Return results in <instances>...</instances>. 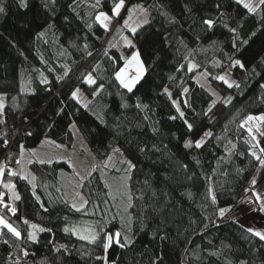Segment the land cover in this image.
I'll return each instance as SVG.
<instances>
[{"label":"trees","instance_id":"trees-1","mask_svg":"<svg viewBox=\"0 0 264 264\" xmlns=\"http://www.w3.org/2000/svg\"><path fill=\"white\" fill-rule=\"evenodd\" d=\"M2 2L6 14H0V93L5 107L0 117L4 121L0 123V162L4 161L14 171L19 169L15 160L19 157L20 145L31 149L44 139L69 149L87 148L100 162L118 148L135 165L130 179L134 196L131 208L134 243L127 249H110L109 261L115 260L116 264H153V261L156 264H240L245 259L248 264H264V241L246 231L243 225L246 219L237 210L247 204L241 201L258 167V162L247 155L249 145L244 143L247 132L239 124L248 114L264 113L261 102L264 89L260 88L264 84V69L259 67L264 58V21L259 14L248 15L233 0H126V8L134 4L148 8L149 19L135 37L124 32L136 44L148 68L134 92L127 93L113 79V65L103 55L113 37L117 47L111 48L109 55L119 57L121 52L131 51L121 47L122 41L115 34L120 20L107 33L98 25L89 31L84 21L92 9L85 4L73 12L69 7L72 0H57L54 8L50 4L45 7L46 0H27L26 8H19L16 0ZM112 3L113 0H102L100 10L109 12ZM217 3L221 5L219 10L215 7ZM220 11L225 13L221 19L236 28L241 38L248 39L256 31L248 45L239 51L232 47V34L226 28L218 25L207 31L201 23L204 18H215ZM126 14L122 11L121 16ZM40 32L45 35L38 39ZM85 44L92 56H87ZM229 55L241 59L249 68L257 66L260 75H246L238 68L232 69V77L241 83L240 91L209 77L218 96L233 97L227 107L218 102L216 106L219 104L222 109L214 112L215 106L209 120L203 113L214 97L193 78L205 70L212 75L222 74L225 69L214 67L213 61L227 64ZM189 61L198 67L187 73ZM97 63L100 68L93 72ZM182 64L185 70L177 71ZM62 66L70 72L58 82L57 77L65 70ZM89 72L105 87L92 101L91 111H86L69 97L79 88L82 98L92 100L93 88L82 82L83 75ZM42 78L50 83L42 84ZM165 86L173 98L180 99H183L178 95L182 88L190 89L187 98L192 107L183 110L193 124L191 132L181 120L169 119L176 113L167 96L161 95ZM137 102L148 105V109H137ZM125 103L129 105L127 108L122 107ZM145 113L150 117L147 121ZM73 124L78 138L72 131ZM153 128L157 129L155 133ZM207 130L214 136L203 148H184L186 140H198ZM216 136L221 139L217 140ZM4 140L8 141L7 147L3 145ZM229 141L237 145L235 149H231ZM145 145L149 150L141 152L140 147ZM153 145L160 150H151ZM29 168L37 177L36 193L49 209L47 212L40 208L26 181L5 174L0 191L6 192L3 183L15 184L21 197L15 202L18 216L52 231L39 233V242L35 244L16 241L10 234L0 237V264H15L17 260L20 264H101L95 260L96 255L102 254L100 248L62 231L65 216L72 223H80L95 222L103 212L109 218L115 213L99 170L91 172L81 188L82 195L90 201L89 209L99 205V211L96 215L84 216L70 210V202L59 184L60 172L69 170L65 162H34ZM208 187L214 189L215 205L207 195ZM57 188L61 191L57 192ZM142 194V200L135 198ZM254 207L251 205L248 209ZM219 208L232 211L221 219ZM5 218L26 235V225L10 214ZM119 227L117 218L108 224V230ZM4 239L9 244H4ZM60 244L68 245L69 251L55 252L53 245ZM22 248L28 251V256L23 255ZM212 252L217 255H210Z\"/></svg>","mask_w":264,"mask_h":264},{"label":"snow or ice","instance_id":"snow-or-ice-1","mask_svg":"<svg viewBox=\"0 0 264 264\" xmlns=\"http://www.w3.org/2000/svg\"><path fill=\"white\" fill-rule=\"evenodd\" d=\"M17 6L19 8H26L27 0H16ZM57 0H46L45 7H48L50 4L53 8L56 5ZM233 3L237 6L242 7L244 10H246V13L251 16H256L259 14L260 20L264 21V0H233ZM80 4H85L87 7L92 9V12L88 14V19L85 22V27L91 31L94 25H98L101 29L104 30L105 33L109 32L112 27L114 26L115 22L117 20H120L121 23L115 27V34L116 36H119V40L122 41L121 47L124 49L131 50L128 54H125L124 52H121L119 57L111 56L109 55V50L111 48L117 47V43H114L115 37H113V40H110L108 42V49L104 50L103 55L108 57V59L111 61L113 65V72L112 77L115 80V82L120 86V88L126 90L127 93H133L136 89V86L140 84V82L144 79L148 72V68L145 64L144 59L142 58L140 50L137 48L136 44L133 43V40L127 36L124 35V32H128L131 34L132 37H135L137 32L140 28H142L144 25L149 23L148 19V8H145L143 4H134L131 7L126 8V0H113L112 7L110 8L109 12H105L100 10L102 0H93V2L89 3V0H72V4L69 5V7L72 9L73 12H76L77 7L80 6ZM215 7L219 10L221 5L217 3ZM122 11H126V16H121ZM190 11V9H189ZM0 14H6V7L4 6L2 0H0ZM163 15H166V13H162ZM79 15V13H77ZM225 13L220 11L218 15L215 18H204L202 19L201 23L203 26H205V29L207 31L213 30L218 25L223 26L226 28L231 34H232V47L236 49L237 51L240 50L245 45H248L249 41L256 35V31L251 32L248 39H243L239 36V33L236 28L229 27V25L224 22L221 18L224 17ZM140 16H143V19H139ZM83 19V18H82ZM171 22H175L174 19ZM51 27V25L49 26ZM45 35L44 32H40L37 35V38H43ZM47 43V41H45ZM215 43V42H214ZM84 49L86 51L87 56H92L91 51H87L88 45H84ZM122 62V63H121ZM119 65V66H117ZM214 67H221L226 69L223 74H216L212 75L211 73L207 72L206 70L204 72L200 73V76L204 78V81L201 82L198 78L196 79V82L199 84L201 88H203L205 91L209 92V95L214 97L211 102L208 105L207 110L203 113L205 116H209V113L212 112L213 108L216 106L218 102H223L225 107H227L229 104H231L233 97H220L217 95V93L212 90L211 85L208 81V78L211 77L212 80L218 81L226 85L227 88L232 89L235 88L238 91L241 90V83L231 79V70L232 69H239L240 71L244 72L246 75L251 74L252 76L260 75V72L257 69V66L247 67L245 62H243L241 59L234 58L233 56H228V62L225 64L223 61L215 60L213 61ZM65 68L63 75L57 77V81L63 80L65 77L68 76L70 69L66 66H62ZM198 67L197 64L189 61L186 66V72L190 73L196 70ZM259 67L261 69H264V58H261L259 62ZM100 68L99 63L95 64L93 66V72L98 71ZM51 71V69H49ZM177 71H184L185 65H180L177 69ZM169 79H175L174 77H169ZM82 82L89 87L93 88L92 91V100H87L86 98H82L81 96V90L79 88H76L71 92L70 99L75 101L76 104H78L81 108H83L86 111H91L90 105L92 104V101L95 100L96 97H98L103 91H104V84H98L97 78L93 76L91 72L83 75ZM42 84H49L50 81L47 78L41 79ZM261 89H264V84L260 85ZM50 90V89H49ZM190 92V89L188 87H183L181 92L178 94L180 98H173L172 92L169 90L167 86H165L161 92V95L167 96L168 100L171 102L172 107L175 109L176 115H170V120H181L184 125L187 127L188 131L191 132L193 130V124L189 122V120L186 118V113L183 109H190L192 107L191 103L188 100V94ZM261 102L264 103V95L261 97ZM129 105L127 103L123 104L122 107L127 108ZM4 103H3V97L0 96V117L4 115ZM135 107L137 109H140L141 111H144L148 109V105H142L139 102L136 103ZM100 119V117H98ZM150 117L145 113L144 120H149ZM212 117L209 116V120H211ZM101 122H103L101 120ZM0 123H4L3 119H0ZM73 128H75V124L72 125ZM239 127L241 129H244L248 137L250 139H245L244 143L246 145H249V150L247 155L251 156L255 161L258 162V167L256 169V174L253 175L250 183L249 188L245 189V199L241 201V203H247L248 205H254L253 208L254 211H261L264 212V184L260 186V188H257L258 179L257 177L261 175V170H264V113L260 114H248L239 124ZM225 128L227 129V125H225ZM153 133L157 131V129H152ZM26 135H31L30 132H26ZM214 136V133L211 130H207L203 133L200 139L192 141V140H186L184 142V148L186 149H201L205 146V144L208 142V140L212 139ZM217 140H220L221 137L216 136ZM48 143H54L53 141H48ZM231 145V149L236 148V144L232 141L228 142ZM8 141L4 140L3 145L4 147H7ZM56 147H61L60 145H56ZM166 147V146H165ZM226 151H231V149L228 148L227 145H225ZM141 152H145L148 149L147 145L140 147L139 149ZM154 151H159L160 149L157 148L155 145L152 146V149ZM258 150V151H257ZM25 148L23 144L20 145V153L19 158L15 160V163L17 165H21V168L19 171H14L11 169H8L7 174L11 177H17L20 180L26 181L28 185L31 186L32 189V195L36 199V201L40 204V208L47 212L49 209L45 206L44 202L41 201V197L37 195L36 193V180L37 177L33 175L30 171L26 172V170L23 167V161L25 157ZM114 152H120V149H114ZM31 157H35L36 160L28 159L27 163L32 164L34 162H39L40 164H51V160H45L42 158H39L37 156V153L35 150H30ZM240 155H244V153H240ZM123 156V153H121V157ZM223 159V158H222ZM119 164H126L127 167L123 169V171L126 174H130L131 171L135 168V165L132 164L131 161L126 159H120L118 161ZM196 163L199 164V160H196ZM115 167V162H113V156L108 157V161L105 162L104 168H108L109 166ZM70 167L74 168V165H69ZM184 169H187V165L182 166ZM7 168V165L3 162H0V179H2L5 175V169ZM97 170L95 167L93 168V171ZM116 171H121L120 168H116ZM242 171V170H238ZM77 177L79 178L78 183L74 186L76 188H83L84 184L83 181L85 180L84 176H81L80 173H76ZM91 175V173H89ZM224 175H227V173H224ZM130 178V176L128 177ZM191 177H189L190 179ZM147 184V181H145ZM4 189H6V192L0 191V237H3L7 234H10L11 237L15 238L16 241H24L25 243H38V234L44 233V232H51L52 229L43 227L41 225H38L36 223L30 222L28 219L18 216V209L15 206V202L20 201L21 197L16 192V185L13 183H3ZM105 187H109L107 182L105 183ZM57 192H60L61 189L57 188ZM250 193V195H249ZM122 196L127 197V205L123 209V214H120V212L114 213L111 218H109L107 212H103L100 215V218L96 220L95 222H80V223H72L69 220V217L65 216V226L63 227L62 231L67 234L76 237V239L85 242L88 245H92L96 248H100L102 250L101 255H96L95 260L100 261L101 264H116L115 260L109 261L108 253L109 250L113 247H119L120 249H127L131 247V245L134 243V239L131 235L132 231V222L133 217L128 213V209L134 207L133 199L134 196L130 192L122 193ZM155 195V193H153ZM207 195L211 198V203L215 205L217 203V197L214 193V189L212 187H208L207 189ZM7 196V199H6ZM109 198L112 201H115L117 199L116 195L112 194L111 192L108 193ZM136 199H143V194L139 197H135ZM8 200H11L12 203H9ZM65 204H69L67 200L63 201ZM108 201H105L107 204ZM90 201L85 198L79 191H75L73 195V200L69 204L70 210L81 213L84 216L89 215H96L97 211H99V205H93V209H89ZM116 204H113V207H116ZM231 208H219L218 210V217L223 219L227 213L231 212ZM10 214L12 217H16L18 221H20L23 225L27 226L26 229V235L22 233L21 229L16 226V224L10 219H6L5 215ZM119 217V224L120 227L116 230H108V224L111 223L112 219H116ZM6 230V231H5ZM142 230V229H141ZM248 233H250L252 236L257 237L260 241H264V232L256 231L255 229H246ZM163 239V237H161ZM4 244H9L8 239L3 240ZM49 243H52L49 241ZM61 249L64 250L65 253L69 251L68 245L66 244H60L58 247L53 245V250L55 252H60ZM24 256H28L29 253L26 249H21ZM210 255H217L215 252L209 253ZM9 259H11L9 257ZM15 264H20V261H15ZM153 264H156L155 261H153ZM241 264H247L246 261H241Z\"/></svg>","mask_w":264,"mask_h":264},{"label":"rangeland","instance_id":"rangeland-1","mask_svg":"<svg viewBox=\"0 0 264 264\" xmlns=\"http://www.w3.org/2000/svg\"><path fill=\"white\" fill-rule=\"evenodd\" d=\"M112 29L110 31H112ZM121 44L122 42L120 43V45ZM198 79H200L201 82L204 81V78L201 76H199ZM231 79L235 80L232 77V70H231ZM208 81L210 83L209 78H208ZM212 90L214 89L212 88ZM0 96L3 97V103H4L3 94L0 93ZM221 109L222 107L218 104L216 108L214 109V112H219ZM72 131L74 132L75 136L78 138V132L76 128L72 127ZM246 138L250 139L248 137V134ZM48 141H52V140L44 139L37 147L31 148V149L25 148L26 151H25V157L23 161V167L26 170V172L30 171L32 173V171L29 168L30 164L27 163L28 159H33L34 161L36 160L35 157H31L30 150H35L39 158H42L45 160H51L52 162L62 161V162H65L68 166L70 164L74 165V168L69 166L68 171L63 170L59 174V184L62 188L64 197L67 200H69V202L71 203L73 200L74 192L79 191L81 193V188L74 187L78 183V180H79L76 173H80L81 176H84L86 178L89 175V173L93 172V168L95 167L97 170H99L102 176L104 185L106 182L109 185V187H106L108 189V192H111L117 197L115 201H112L110 199L112 207H113V204L117 205L116 207H113L114 212L115 213L120 212V214H123V209L127 205V197L122 196L121 194L126 193V192L131 193V184H130L131 173L126 174L123 171V169L127 167L126 164L118 163L120 159H126L124 155L121 157V153H122L121 151L120 152L113 151L110 154V156H113V162H115V167H112L110 165L108 168H104L103 166L105 162L108 161V158L100 162V161H97L92 156V154L89 152L87 148L80 147L79 149H76V148L69 149L55 142L50 144L48 143ZM56 145H60L61 147L58 148L56 147ZM18 166L20 170L21 165H18ZM116 168H120L121 171H116L115 170ZM129 176L130 178H128ZM257 179H258L257 188H260V186L264 184V170H261V175L258 176ZM250 206L251 205L244 204L237 208L238 214L240 215V217L242 219L245 217L244 219H246L245 222L242 221L243 225L245 226L246 229L251 228V229H255L256 231L264 232V214L258 210L254 211L252 209H248ZM128 213L132 216L131 208L128 209ZM246 215H247V218H246ZM117 219L119 221V217H117ZM242 261L247 262V260L245 259Z\"/></svg>","mask_w":264,"mask_h":264},{"label":"built area","instance_id":"built-area-1","mask_svg":"<svg viewBox=\"0 0 264 264\" xmlns=\"http://www.w3.org/2000/svg\"><path fill=\"white\" fill-rule=\"evenodd\" d=\"M8 169H11V168H6V169H5V174H7ZM11 170H12V169H11Z\"/></svg>","mask_w":264,"mask_h":264},{"label":"water","instance_id":"water-1","mask_svg":"<svg viewBox=\"0 0 264 264\" xmlns=\"http://www.w3.org/2000/svg\"><path fill=\"white\" fill-rule=\"evenodd\" d=\"M15 171H19V169H18V168H16V169H15Z\"/></svg>","mask_w":264,"mask_h":264},{"label":"crops","instance_id":"crops-1","mask_svg":"<svg viewBox=\"0 0 264 264\" xmlns=\"http://www.w3.org/2000/svg\"><path fill=\"white\" fill-rule=\"evenodd\" d=\"M3 163H4V161H3ZM0 181H1V179H0Z\"/></svg>","mask_w":264,"mask_h":264}]
</instances>
